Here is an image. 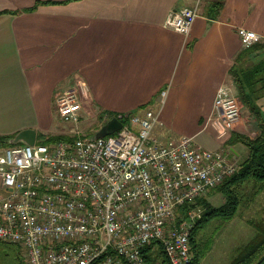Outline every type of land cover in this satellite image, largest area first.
<instances>
[{
  "label": "crops",
  "instance_id": "0c3cea01",
  "mask_svg": "<svg viewBox=\"0 0 264 264\" xmlns=\"http://www.w3.org/2000/svg\"><path fill=\"white\" fill-rule=\"evenodd\" d=\"M40 1L54 3L27 10ZM196 5L188 35L166 26L172 9ZM242 28L261 37L253 66L264 60V0H0V135H52L58 95L78 88L86 115L160 111L162 141L189 136L203 146L209 130L219 139L212 149L241 163L243 143L228 139L258 133L256 116L243 111L225 135L209 119L218 88L234 85ZM257 103L264 116V95Z\"/></svg>",
  "mask_w": 264,
  "mask_h": 264
},
{
  "label": "built area",
  "instance_id": "2783aa9c",
  "mask_svg": "<svg viewBox=\"0 0 264 264\" xmlns=\"http://www.w3.org/2000/svg\"><path fill=\"white\" fill-rule=\"evenodd\" d=\"M198 15L197 5L172 9L165 24L188 35ZM240 34L245 47L261 40L254 30ZM56 106L73 140L36 139L0 153V240L21 246L26 264H148L149 245H161L169 264H191L203 209L182 208L240 163L189 136L162 141L154 135L160 111L104 113L101 125L116 117L122 126L95 137L78 126V88L59 94ZM241 110L235 88L222 85L209 120L225 135Z\"/></svg>",
  "mask_w": 264,
  "mask_h": 264
},
{
  "label": "trees",
  "instance_id": "16d2710c",
  "mask_svg": "<svg viewBox=\"0 0 264 264\" xmlns=\"http://www.w3.org/2000/svg\"><path fill=\"white\" fill-rule=\"evenodd\" d=\"M42 3L54 2L40 1L27 10H35ZM254 47L256 46L246 47L238 54L236 59L238 63L232 67L231 74L241 101L249 107L258 120L259 132L255 137L233 132L228 139L229 143H234L237 139H240L242 143L247 145L249 152L247 157L240 163L239 169L229 175L223 183L216 186L225 196V202L223 204L213 206L206 199L198 198L195 201L187 202L183 206V213L188 209L199 206L204 208L202 216L197 220L192 230L191 241L195 256L191 264H199L202 258V251L195 240L198 229L216 216L233 218L239 209L241 189H243L242 186H245V184L251 185L253 188L252 194L254 195L264 191V116L257 103V100L264 95V60L248 68L241 64L243 58L248 56ZM105 113H109L112 116L117 114L112 112ZM103 114L101 113L99 118ZM13 136L15 135H0V147L17 145L9 142ZM38 138L48 143L61 140H73V137L68 134H39ZM249 223L254 227L256 233L249 241L237 249V253L229 264H264V214L261 218L250 220ZM0 248H2V251L13 263L15 261V264H25L26 261L24 260L25 257H23V251L18 244L0 240ZM158 248V255L161 258V262L168 263L161 245H158ZM152 251L153 245H149L144 251L148 259V264H156L159 261L157 256H155L157 260L154 261L155 258L152 255Z\"/></svg>",
  "mask_w": 264,
  "mask_h": 264
},
{
  "label": "rangeland",
  "instance_id": "374dc122",
  "mask_svg": "<svg viewBox=\"0 0 264 264\" xmlns=\"http://www.w3.org/2000/svg\"><path fill=\"white\" fill-rule=\"evenodd\" d=\"M241 64L248 68L251 67L253 62L250 61L249 55L244 57ZM233 87L235 88L237 95L238 90L233 82ZM249 110V107L242 106L241 112ZM251 111V110H250ZM252 112V111H251ZM253 113V112H252ZM254 114V113H253ZM98 113L95 116L86 115L83 113L81 122L78 124L79 128L89 136H94L101 131L103 125L102 118ZM56 132L54 134H66L70 124H66L62 121L59 116L57 106H56ZM255 125L256 123L253 122ZM255 129V127H251ZM250 137H255L257 134H248ZM198 141L202 143L205 148L212 149L214 145L219 141L214 133L209 130H205L199 138ZM241 142L240 139H237ZM236 141V142H237ZM38 143L43 142L41 138L37 139ZM6 148L0 147V153ZM236 149L241 153V159L247 157L249 148L246 144L236 145ZM232 160V159H231ZM236 161V160H235ZM240 163L239 161H237ZM241 189V202L236 215L233 218H223L216 216L209 220L207 224L198 229L195 240L198 247L202 251V258L199 264H229L232 258L237 253V249L243 246L247 241H249L255 235L254 227L249 223L250 220L261 218L264 214V191L258 194H252L253 188L251 185L242 186ZM1 195V191H0ZM199 198H204L213 206H219L225 202L224 194L216 187L207 192L204 196ZM199 208H202L199 206ZM204 209V208H202ZM23 253V252H22ZM159 248L156 246L152 251V255L155 258L158 257V262L156 264H169L161 262L159 258ZM24 257V256H23ZM25 260V258H24ZM14 261V260H13ZM25 262V261H24ZM0 264H15L9 259L0 248ZM26 264V262H25Z\"/></svg>",
  "mask_w": 264,
  "mask_h": 264
},
{
  "label": "water",
  "instance_id": "95a60500",
  "mask_svg": "<svg viewBox=\"0 0 264 264\" xmlns=\"http://www.w3.org/2000/svg\"><path fill=\"white\" fill-rule=\"evenodd\" d=\"M122 126L121 121L118 118H112L107 123H105L101 131L97 134H95V137L105 136L108 134L113 133L117 129H119ZM37 132L33 128H26L21 131H19L15 136H13L9 142L11 144H18V143H24V144H30L33 145L36 141Z\"/></svg>",
  "mask_w": 264,
  "mask_h": 264
}]
</instances>
